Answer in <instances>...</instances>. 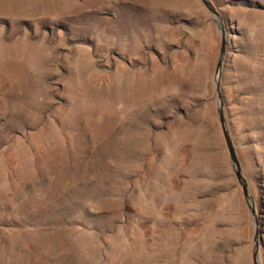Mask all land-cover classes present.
Returning a JSON list of instances; mask_svg holds the SVG:
<instances>
[{"label":"rangeland","instance_id":"obj_1","mask_svg":"<svg viewBox=\"0 0 264 264\" xmlns=\"http://www.w3.org/2000/svg\"><path fill=\"white\" fill-rule=\"evenodd\" d=\"M180 1L0 0V264H253L222 33ZM210 1L264 225V0Z\"/></svg>","mask_w":264,"mask_h":264},{"label":"water","instance_id":"obj_2","mask_svg":"<svg viewBox=\"0 0 264 264\" xmlns=\"http://www.w3.org/2000/svg\"><path fill=\"white\" fill-rule=\"evenodd\" d=\"M200 1L205 6V8L208 10V12L211 14V16L213 17V20L219 25L221 33H222L221 51H220V56H219L216 74H215V93L217 96L218 106H219L218 113H219L220 124L222 128L223 136L225 139L226 147H227L230 159L234 166L236 179L242 187L244 197L249 203V208L255 220L256 234H255V239H254L253 264H260L259 251H260V245H261V242H260L261 241V230H260V225H259V216L261 215V213L258 212L257 214L255 202H254L252 195L249 192L248 182L243 176L242 168H241V165L238 159L236 148L233 143L232 137L230 135V131L228 129V125H227V122L225 119V113H224V97L222 95V88H221V72H222V67H223V61H224L225 54H226V47H227L226 33L223 28L221 15L219 11L216 9V7L213 5V3L210 0H200Z\"/></svg>","mask_w":264,"mask_h":264},{"label":"bare ground","instance_id":"obj_3","mask_svg":"<svg viewBox=\"0 0 264 264\" xmlns=\"http://www.w3.org/2000/svg\"><path fill=\"white\" fill-rule=\"evenodd\" d=\"M168 0H163V2H167ZM180 1V0H179ZM183 1V0H182ZM162 2V1H161ZM181 2V1H180ZM189 2V1H188ZM187 3V2H186ZM189 3H191V2H189ZM160 6V5H159ZM186 6V5H185ZM188 6H190V5H188ZM192 8V7H191ZM190 9V8H189ZM193 9V8H192ZM191 10V9H190ZM160 29V28H159ZM162 30V29H161ZM167 32V31H166ZM162 33V32H161ZM130 77H132V76H130ZM132 79V78H131ZM139 80V79H138ZM128 82V81H127ZM133 82V81H132ZM133 84V83H132ZM137 84V83H136ZM130 86V85H129ZM137 86V85H136ZM140 86H141V84H140Z\"/></svg>","mask_w":264,"mask_h":264},{"label":"flooded vegetation","instance_id":"obj_4","mask_svg":"<svg viewBox=\"0 0 264 264\" xmlns=\"http://www.w3.org/2000/svg\"><path fill=\"white\" fill-rule=\"evenodd\" d=\"M261 222H263V221H261ZM261 222L259 221L260 228H261V227H263V228H264V225H263V224H261ZM261 241H262V240H261ZM261 241H260V242H261Z\"/></svg>","mask_w":264,"mask_h":264}]
</instances>
